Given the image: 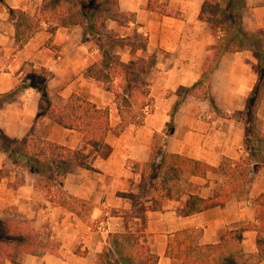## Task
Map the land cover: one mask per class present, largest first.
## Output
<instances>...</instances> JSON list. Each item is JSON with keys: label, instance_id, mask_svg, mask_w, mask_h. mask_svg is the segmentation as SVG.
Here are the masks:
<instances>
[{"label": "crops", "instance_id": "obj_1", "mask_svg": "<svg viewBox=\"0 0 264 264\" xmlns=\"http://www.w3.org/2000/svg\"><path fill=\"white\" fill-rule=\"evenodd\" d=\"M3 4L27 15H34L42 0H1ZM156 1L176 14L161 16L146 9ZM201 0H116L123 13H133L137 31L146 37L144 50L126 46L114 48L123 63L138 57H154L147 76L152 111L140 126L127 127L117 136L107 135L95 152L80 142L75 131L58 127L47 119L34 126L36 138L78 150L91 170L72 168L62 190L70 197L92 206L87 215L70 213L53 205L43 190L34 187V178L23 168L12 166L0 153V219H8L34 230L44 247L37 253H17L14 263L0 264H98L110 234H135L156 257V264H180L164 256L172 235L184 229H198L199 245L216 244L226 233L240 232L239 260L244 264L258 261L253 232L243 231L253 222L255 198L264 196V168L244 183L242 194L220 206L184 216L189 197L210 198L222 186L218 176H183L180 193L172 200L131 199L140 182L139 170L148 158L153 133L166 131L168 112L179 87H190L200 77L203 59L216 45L208 27L197 21ZM241 26L247 32H259L264 47V0H244L240 11ZM131 28V27H130ZM130 28L105 21L102 32L114 39L130 33ZM98 59V52L84 39L79 27L56 28L52 34L45 26L23 46L14 40V29L5 7L0 4V96L14 89L30 72L43 69L49 74L48 95L65 100L71 95L108 110L111 127L118 124L113 96L101 84L86 76V69ZM256 61L248 51L225 53L210 75L209 93L213 107L205 100L186 96L173 119V131L166 140V151L209 166L221 158L244 160L249 153L243 144V129L237 118L246 96L255 82ZM37 108V94L24 89L9 103L0 105V131L8 138H21L30 129ZM254 128L264 134V101L258 104ZM104 222L101 230L96 229ZM31 232V231H30ZM38 237V238H37Z\"/></svg>", "mask_w": 264, "mask_h": 264}, {"label": "trees", "instance_id": "obj_2", "mask_svg": "<svg viewBox=\"0 0 264 264\" xmlns=\"http://www.w3.org/2000/svg\"><path fill=\"white\" fill-rule=\"evenodd\" d=\"M244 0H201L197 21L205 24L216 39L210 57L204 59L199 79L190 87H179L168 112L166 131L153 133L148 158L139 170L138 194L131 199L172 200L180 193L183 176L204 178L218 176L222 186L210 198L189 197L188 206L181 213L192 215L220 206L242 194L244 183L260 168H264V134L254 128L258 104L264 101V47L259 32H247L241 26L240 11ZM5 7L8 20L14 29V40L23 46L36 32L52 34L56 28L77 26L84 39L91 42L98 52V59L86 69V76L101 84L104 91L113 96L118 124L109 125L108 110L76 95L65 100L48 95L46 82L49 74L43 70H30L11 91L0 96V105L12 102L24 89L31 88L37 94V108L32 126L21 138H8L0 131V153L14 166L23 168L34 178V187L43 190L47 201L67 212L87 215L92 206L68 196L62 185L72 168L91 170L86 157L78 150L41 140L34 135V126L47 119L60 128L75 131L80 142L97 152L107 135L117 136L129 126H140L152 111L147 76L154 66V57H138L133 63H123L114 48L128 47L132 52L144 50L146 37L137 31L134 14L120 12L116 0H42L32 16ZM148 11L161 16L176 17L156 1H148ZM113 21L118 27L130 28L122 38H112L102 32L105 21ZM248 51L256 61L255 82L246 96L242 113L237 118L243 129V144L249 150L244 160L230 161L221 158L217 166L166 151V140L173 131L174 114L182 100L191 95L205 100L213 107L209 93L210 75L225 53ZM253 222L243 226V231L253 232L258 261L264 260V196L255 198ZM198 229L175 232L166 244L164 256L180 264H244L239 260L240 232H226L216 244L199 245ZM23 224L0 219V259L14 263L17 253H33L36 243ZM98 264H156V257L147 246L138 242L135 234H110L105 247L96 255Z\"/></svg>", "mask_w": 264, "mask_h": 264}, {"label": "rangeland", "instance_id": "obj_3", "mask_svg": "<svg viewBox=\"0 0 264 264\" xmlns=\"http://www.w3.org/2000/svg\"><path fill=\"white\" fill-rule=\"evenodd\" d=\"M213 51V50H212ZM212 51L211 52H209L208 54H206L205 56H204V59L205 58H207V57H210L211 56V54H212ZM204 59H203V63H204ZM31 231V232H30ZM29 232L31 233V235H33L34 236V230H30ZM38 238V237H37ZM44 247V244L43 243H38L37 241H36V243L34 244V246H33V251L34 252H38V251H40L42 248Z\"/></svg>", "mask_w": 264, "mask_h": 264}, {"label": "built area", "instance_id": "obj_4", "mask_svg": "<svg viewBox=\"0 0 264 264\" xmlns=\"http://www.w3.org/2000/svg\"><path fill=\"white\" fill-rule=\"evenodd\" d=\"M104 227V222L103 221H99L96 224V229L97 230H101Z\"/></svg>", "mask_w": 264, "mask_h": 264}]
</instances>
